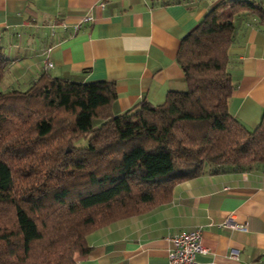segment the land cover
Instances as JSON below:
<instances>
[{
  "label": "trees",
  "instance_id": "16d2710c",
  "mask_svg": "<svg viewBox=\"0 0 264 264\" xmlns=\"http://www.w3.org/2000/svg\"><path fill=\"white\" fill-rule=\"evenodd\" d=\"M223 6L182 38L186 90L160 105L114 115V83L47 73L26 90L0 91V264H78L90 233L169 202L186 180L253 165L264 172V114L249 130L228 112L232 19L260 10ZM7 67L0 46V82Z\"/></svg>",
  "mask_w": 264,
  "mask_h": 264
},
{
  "label": "crops",
  "instance_id": "0c3cea01",
  "mask_svg": "<svg viewBox=\"0 0 264 264\" xmlns=\"http://www.w3.org/2000/svg\"><path fill=\"white\" fill-rule=\"evenodd\" d=\"M222 1L220 13L236 3L260 10L235 14L227 51L234 86L228 112L252 130L264 114V0H0V46L8 63L0 91L26 90L47 73L114 83V115L142 101L160 105L170 91L186 90L176 60L182 38ZM86 16L92 20L79 24ZM196 229L207 250L195 256L196 264H264L261 167L186 180L169 202L90 233V251L75 260L168 264V238Z\"/></svg>",
  "mask_w": 264,
  "mask_h": 264
},
{
  "label": "built area",
  "instance_id": "2783aa9c",
  "mask_svg": "<svg viewBox=\"0 0 264 264\" xmlns=\"http://www.w3.org/2000/svg\"><path fill=\"white\" fill-rule=\"evenodd\" d=\"M91 20V17L86 16L81 19L79 24ZM47 67L51 68L52 63H47ZM231 227L236 230L246 231V227L242 225H231ZM168 241L171 244V248L167 254L168 264H196L195 256L207 253L206 248L202 244L199 229L171 236L168 238ZM233 256H235V253L231 255V257Z\"/></svg>",
  "mask_w": 264,
  "mask_h": 264
},
{
  "label": "rangeland",
  "instance_id": "374dc122",
  "mask_svg": "<svg viewBox=\"0 0 264 264\" xmlns=\"http://www.w3.org/2000/svg\"><path fill=\"white\" fill-rule=\"evenodd\" d=\"M225 10H226V9H222L221 13H224ZM225 13H226V12H225ZM84 144H85V143H84L83 140L79 141V143H78V145H81V146H83Z\"/></svg>",
  "mask_w": 264,
  "mask_h": 264
}]
</instances>
